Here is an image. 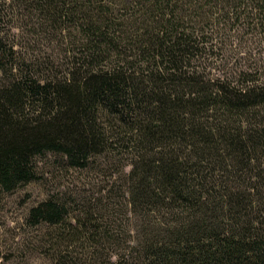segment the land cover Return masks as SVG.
I'll return each mask as SVG.
<instances>
[{
	"label": "trees",
	"instance_id": "1",
	"mask_svg": "<svg viewBox=\"0 0 264 264\" xmlns=\"http://www.w3.org/2000/svg\"><path fill=\"white\" fill-rule=\"evenodd\" d=\"M48 155L104 181L29 209L49 264H264V0H0V195Z\"/></svg>",
	"mask_w": 264,
	"mask_h": 264
},
{
	"label": "rangeland",
	"instance_id": "2",
	"mask_svg": "<svg viewBox=\"0 0 264 264\" xmlns=\"http://www.w3.org/2000/svg\"><path fill=\"white\" fill-rule=\"evenodd\" d=\"M10 41L21 56L34 58L41 63L60 52L54 43L47 42L44 35H39L37 31L27 34L21 26L10 29ZM58 161L62 162L60 156L53 155L39 159V176L49 178L46 185L37 182L19 187L13 193L0 195V264H49L40 242L41 228L32 227L27 221L29 209L34 205L50 197H63L72 202L69 195L75 196L74 193H77L89 197L98 189L103 190L101 195H104V181L100 183L101 178L93 179L94 175L85 177L73 170L61 169ZM76 203L70 209L77 211L81 207L82 203Z\"/></svg>",
	"mask_w": 264,
	"mask_h": 264
}]
</instances>
